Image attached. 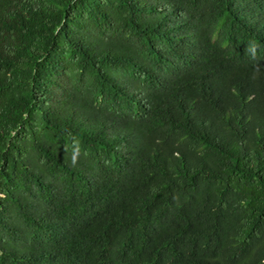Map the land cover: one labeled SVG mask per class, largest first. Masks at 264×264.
<instances>
[{
    "label": "trees",
    "instance_id": "obj_1",
    "mask_svg": "<svg viewBox=\"0 0 264 264\" xmlns=\"http://www.w3.org/2000/svg\"><path fill=\"white\" fill-rule=\"evenodd\" d=\"M0 264H264V0H0Z\"/></svg>",
    "mask_w": 264,
    "mask_h": 264
},
{
    "label": "clouds",
    "instance_id": "obj_2",
    "mask_svg": "<svg viewBox=\"0 0 264 264\" xmlns=\"http://www.w3.org/2000/svg\"><path fill=\"white\" fill-rule=\"evenodd\" d=\"M79 153V144L76 143L74 145V149H73V162H75L76 159V155Z\"/></svg>",
    "mask_w": 264,
    "mask_h": 264
}]
</instances>
